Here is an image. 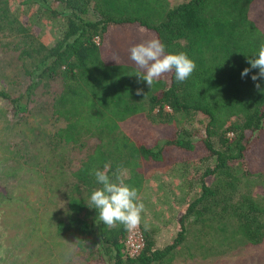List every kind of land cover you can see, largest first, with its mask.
Returning <instances> with one entry per match:
<instances>
[{
    "label": "trees",
    "instance_id": "trees-1",
    "mask_svg": "<svg viewBox=\"0 0 264 264\" xmlns=\"http://www.w3.org/2000/svg\"><path fill=\"white\" fill-rule=\"evenodd\" d=\"M48 18H61L59 37L40 42L0 0V46L15 53L28 84L0 91L12 117L28 112L38 90L49 96L50 141L91 150L68 174L62 192L65 222L84 239L92 264H172L223 255L264 241V201L251 185L264 177V78L248 63L264 47V0H26ZM159 39L166 53L183 52L196 70L184 82L174 72L149 88L135 75L130 48ZM245 68L248 75L241 77ZM259 84V88L256 87ZM55 90L53 91V87ZM142 95H136V89ZM127 127L131 133L124 131ZM46 131V132H45ZM140 131L141 135L134 132ZM49 133V134H48ZM195 164L197 190L180 197L172 240L140 225V252L129 257L127 230L104 225L91 207L94 170L122 173L138 199L157 170ZM64 175V176H65ZM196 192V193H195ZM143 216V213H142ZM143 220V218H142Z\"/></svg>",
    "mask_w": 264,
    "mask_h": 264
},
{
    "label": "rangeland",
    "instance_id": "rangeland-1",
    "mask_svg": "<svg viewBox=\"0 0 264 264\" xmlns=\"http://www.w3.org/2000/svg\"><path fill=\"white\" fill-rule=\"evenodd\" d=\"M8 1L13 14L40 42L49 46L59 37L61 18H48L26 0ZM182 1L169 0L171 5ZM27 84L15 53L0 46V91L16 96ZM48 104L49 96L38 90L28 105L29 111L12 117L9 106L0 99V264H92L86 261L90 253L86 241L59 222L66 220L62 199L68 181L65 174L91 150L93 141L73 146L42 135L40 129L51 133L57 126L50 119ZM124 131L132 132L127 127ZM134 133L141 135L140 131ZM201 170L198 164L187 163L157 170L153 176L158 179L147 182L139 198L145 206L141 224L156 229L159 245L170 242L175 235V220L183 206L180 197L186 194L185 189L190 193L197 190ZM261 178L251 190L264 201ZM172 264H264V241L215 257H176Z\"/></svg>",
    "mask_w": 264,
    "mask_h": 264
},
{
    "label": "clouds",
    "instance_id": "clouds-1",
    "mask_svg": "<svg viewBox=\"0 0 264 264\" xmlns=\"http://www.w3.org/2000/svg\"><path fill=\"white\" fill-rule=\"evenodd\" d=\"M129 52L130 59L139 69L135 75L146 82L149 88L167 73L174 72L176 81L184 82L196 70L195 61L187 54L166 53L164 43L156 38L132 46ZM248 63L251 69H259L257 75L251 76L253 81L258 77L264 78V47ZM250 68L242 71V78L249 74ZM256 87L259 88V84ZM142 94L143 90L137 88L136 95ZM108 170V165H105L103 171L94 170L96 181L101 187L91 193L89 203L99 211V219L104 225L114 228L121 224L126 230L133 231L141 225L145 206L138 199L137 190L124 183L122 173H114L113 180L108 175Z\"/></svg>",
    "mask_w": 264,
    "mask_h": 264
},
{
    "label": "built area",
    "instance_id": "built-area-1",
    "mask_svg": "<svg viewBox=\"0 0 264 264\" xmlns=\"http://www.w3.org/2000/svg\"><path fill=\"white\" fill-rule=\"evenodd\" d=\"M124 244L129 257H134L140 252L143 247V237L139 228L133 231L127 230Z\"/></svg>",
    "mask_w": 264,
    "mask_h": 264
},
{
    "label": "crops",
    "instance_id": "crops-1",
    "mask_svg": "<svg viewBox=\"0 0 264 264\" xmlns=\"http://www.w3.org/2000/svg\"><path fill=\"white\" fill-rule=\"evenodd\" d=\"M160 171V170H159Z\"/></svg>",
    "mask_w": 264,
    "mask_h": 264
}]
</instances>
